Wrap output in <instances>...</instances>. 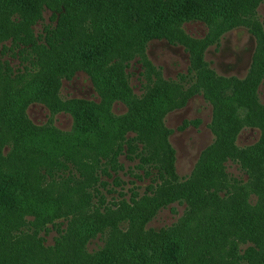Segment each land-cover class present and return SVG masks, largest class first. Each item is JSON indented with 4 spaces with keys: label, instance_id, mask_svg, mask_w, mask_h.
Returning a JSON list of instances; mask_svg holds the SVG:
<instances>
[{
    "label": "rangeland",
    "instance_id": "374dc122",
    "mask_svg": "<svg viewBox=\"0 0 264 264\" xmlns=\"http://www.w3.org/2000/svg\"><path fill=\"white\" fill-rule=\"evenodd\" d=\"M150 1L156 15L138 4L148 15L142 27L139 17L133 25L122 18V29L111 21L124 74L120 64L112 68L113 58L107 78L98 73L97 61L73 71L70 56L58 47L48 50L44 38L59 20L46 5L30 27L34 41L44 45L23 43L25 26H0V123H18L13 148L0 130V181L16 176L34 185L25 160L32 151L57 155L85 145L80 155L97 159L88 163L90 180L98 176V160L123 165L119 181L108 188L125 197L108 195L106 203L118 204L98 207L96 198H88L93 184L87 193L80 188L69 196L49 183L52 192L39 187L22 203L18 188L3 180L0 264H103L106 251L104 264H264V0H189V13L213 21L222 16L225 30L183 18L176 7L186 0ZM58 68L68 75L57 80ZM226 156L222 173L219 161ZM159 165L169 177L155 188L151 173ZM149 187L162 189L138 205L131 202V193L142 196ZM173 196L186 200L178 197L158 209Z\"/></svg>",
    "mask_w": 264,
    "mask_h": 264
},
{
    "label": "trees",
    "instance_id": "16d2710c",
    "mask_svg": "<svg viewBox=\"0 0 264 264\" xmlns=\"http://www.w3.org/2000/svg\"><path fill=\"white\" fill-rule=\"evenodd\" d=\"M123 2L121 6H118L116 2ZM163 1V0H161ZM171 1L170 3L178 2L179 0H165L163 3ZM144 2L143 8L144 13H148L149 15H156V12L153 11V5L154 3L150 0H0V26H3L4 29L10 30V31H19L22 27H26L27 31L29 30V34H27L26 40L22 41L25 44H30L31 49L48 44V50H52L55 47H58V49L64 54L68 55L72 58V60L75 61V66L73 67L74 70H80L85 68H91V64L93 62L97 61L98 65L96 69H98V73L104 74V76L107 78L109 75H107L108 71H111L115 65L120 64L121 72L122 70V63L124 61L122 55H121V49L119 43L112 44L113 41L117 38L115 37L116 31H114L115 25L112 26L111 21L113 20L114 23H116L118 26H120V29L125 28L127 26L122 25V18H123V24L130 22L131 25L136 24V19H139L140 27H142V23H146V20L148 18V15L143 14L140 10L139 3ZM3 3L8 5L7 10L3 9ZM176 5L175 3H173ZM36 5L33 9H30L29 7ZM42 5H46L48 8L55 10L56 14H58V24L55 28V30L50 33L46 38H44V44H37L34 41L31 26L42 16L41 8ZM190 6V1L186 0L184 5L178 4L176 7V11L179 12L181 16H184L183 18H197L204 20L210 29H214L216 27H223L225 29L228 28L226 25L223 24V18H217L216 20H211L206 17H202L199 15H195L193 13H189L187 11V7ZM40 8V9H39ZM62 9V10H61ZM168 8H165V12ZM171 12L174 11L173 8H170ZM233 7L231 6V12L232 13ZM185 15L187 17H185ZM74 16L77 18V24L74 25ZM109 16L111 18H109ZM231 24L233 23L234 16H229ZM219 19V21H218ZM182 20V17L179 19V21ZM135 21V23H134ZM228 22V21H226ZM227 24V23H226ZM237 24V23H236ZM235 24V25H236ZM102 25V26H101ZM77 29V30H73ZM128 31L124 32V37L128 38L127 35ZM153 37V36H152ZM150 35L145 37V39L152 38ZM160 37H165L166 34L160 35ZM2 39V38H0ZM146 41V40H144ZM192 41V40H191ZM192 42H195L192 41ZM184 44H187L186 42H183ZM43 49H46L42 47ZM115 58V62L112 64V68H109V62ZM149 71V69H144V76L145 79H149V76L146 78V74ZM121 73V76L123 77ZM152 73V71H151ZM124 74V73H123ZM153 74V73H152ZM68 75V71L63 68L56 69V77L58 80V76L64 77ZM154 76V75H153ZM154 81H158V79H154ZM170 86V85H168ZM155 88V87H154ZM153 89V88H152ZM0 130L4 134V141L7 144H11L12 148L17 145V138L14 135V131H18V123H10L8 121H2L0 123ZM9 136V137H8ZM3 144V143H1ZM80 148H85V145H81L78 147L76 151L73 153H66L65 149L59 152L60 154L50 152V151H42V150H34L32 151L33 155H30L27 159V168L29 170L30 175L33 177V180L35 182L34 185L29 184L27 181L20 183L18 179L15 177L6 178L2 177L0 182H4L3 180L12 182V186L18 188V191L22 193V203H25L27 199H30L31 197H35L36 194L35 189H39V187H44L41 192L46 193V190H49L50 184H55L61 187L59 193L69 195L71 196L72 193L76 190H80V188L84 189L86 192V188L88 186H92V189L94 191L93 194H89L88 198L94 199L96 198V201L98 202V207H113L118 203H106V196L111 195L116 200H125L124 194L117 193L116 196L113 195L115 191H112V189H109L108 187L110 185H115V181H119V172L122 171L123 165L122 164H116L115 166H108V163L104 164L101 163L98 160V167L100 168L98 172V176H96L94 179L90 180V178L87 176L88 174L93 173V169L90 170V165H93L94 160H86L80 155L79 150ZM119 150H117L116 154L114 155L115 158L112 159L114 163H117V155L122 154L119 153ZM128 154H131L129 150H127ZM70 156H73L77 158L78 160L75 161L74 159H70ZM103 156V155H102ZM105 157V156H104ZM128 156H125L127 159ZM229 158L228 156L223 157L219 161L221 171L223 173L224 171V165L223 162ZM129 159V157H128ZM87 162V163H85ZM71 164L72 168L76 170L78 175L72 174L70 171V168L67 167L66 164ZM89 163V164H88ZM95 164H97V159L94 161ZM101 164V165H100ZM102 166V168H101ZM158 172L155 171L154 174V182H155V188L160 186L162 182L167 180L169 177H164L169 174L166 170V168L159 165L154 166ZM7 170L3 171L4 176H10L6 175ZM225 173V172H224ZM104 176V180L101 179V177ZM250 178V176L248 175ZM8 179V180H7ZM161 183H159V182ZM98 182V186L95 187V184ZM189 182V179L186 181ZM50 183V184H49ZM159 183V184H158ZM168 183V182H167ZM165 183L164 186L167 184ZM9 185V184H8ZM10 186V185H9ZM164 186L162 188H164ZM151 187V186H150ZM149 187L148 191L145 192L142 196L138 195V193H134L130 195L131 202H134L138 205V202L147 200L145 197H148L147 195L152 194L153 190ZM161 188V189H162ZM46 189V190H45ZM160 189V190H161ZM159 190V191H160ZM209 190L208 187L203 188V192H206ZM15 192H18L17 190H14ZM14 191H11V195L13 197ZM158 191V192H159ZM154 190V194H157ZM87 193V192H86ZM29 194V195H28ZM183 197V196H173V197H165L163 198V205H159L158 209L160 207L165 206L169 201L176 200L175 198ZM186 200V197H183ZM12 198L9 199V201ZM151 199V198H150ZM148 199V200H150ZM139 200V201H138ZM138 201V202H137ZM114 202V201H112ZM187 202V201H186ZM188 203V202H187ZM105 204H108L106 206ZM188 205L191 206V204L188 203ZM204 205V204H203ZM203 205L199 206L203 207ZM35 211H31V214H35ZM101 214L98 213V220H102L104 223H106L105 219H99ZM153 217V216H151ZM151 217L147 218L144 221V224L146 221L151 219ZM111 225L114 229L115 224L108 223ZM102 225V226H103ZM100 225V228H102ZM101 232V231H100ZM156 232V231H154ZM158 232V231H157ZM107 246V242L105 240L104 245L100 248L101 250H105ZM264 255V253H261ZM101 255H104L102 257V263L107 262V259L110 255L109 252H103ZM242 255V254H241ZM241 255H239L238 252L234 253V257L236 259L243 258ZM257 256L258 253H257ZM141 261H144L145 259L143 257H140ZM160 261H164L163 257H159ZM163 264H166L164 262Z\"/></svg>",
    "mask_w": 264,
    "mask_h": 264
}]
</instances>
